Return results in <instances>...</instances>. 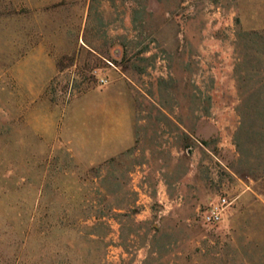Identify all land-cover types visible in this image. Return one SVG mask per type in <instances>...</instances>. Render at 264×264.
<instances>
[{
    "label": "rangeland",
    "instance_id": "374dc122",
    "mask_svg": "<svg viewBox=\"0 0 264 264\" xmlns=\"http://www.w3.org/2000/svg\"><path fill=\"white\" fill-rule=\"evenodd\" d=\"M0 264H264V0H0Z\"/></svg>",
    "mask_w": 264,
    "mask_h": 264
},
{
    "label": "built area",
    "instance_id": "2783aa9c",
    "mask_svg": "<svg viewBox=\"0 0 264 264\" xmlns=\"http://www.w3.org/2000/svg\"><path fill=\"white\" fill-rule=\"evenodd\" d=\"M230 205V200L228 199L227 196H223L219 200V204L210 206L207 208L204 213L203 217L208 221V222H216L221 219L223 215V210Z\"/></svg>",
    "mask_w": 264,
    "mask_h": 264
},
{
    "label": "trees",
    "instance_id": "16d2710c",
    "mask_svg": "<svg viewBox=\"0 0 264 264\" xmlns=\"http://www.w3.org/2000/svg\"><path fill=\"white\" fill-rule=\"evenodd\" d=\"M254 34L256 35V33H251V32H249V33H246V38H248L249 37V35H250V37H251V39H253V40H255V41H257V39L256 38H254ZM257 36H259V35H257ZM249 37V38H250ZM258 38V37H257Z\"/></svg>",
    "mask_w": 264,
    "mask_h": 264
}]
</instances>
